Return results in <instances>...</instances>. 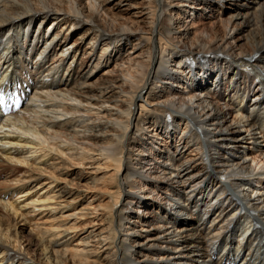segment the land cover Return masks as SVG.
Listing matches in <instances>:
<instances>
[{
  "label": "bare ground",
  "instance_id": "1",
  "mask_svg": "<svg viewBox=\"0 0 264 264\" xmlns=\"http://www.w3.org/2000/svg\"><path fill=\"white\" fill-rule=\"evenodd\" d=\"M7 68L0 264H264V0H0Z\"/></svg>",
  "mask_w": 264,
  "mask_h": 264
},
{
  "label": "rangeland",
  "instance_id": "2",
  "mask_svg": "<svg viewBox=\"0 0 264 264\" xmlns=\"http://www.w3.org/2000/svg\"><path fill=\"white\" fill-rule=\"evenodd\" d=\"M133 9H132V11H135L134 13H132V14H134L133 16H135L136 18H138V16H141V17H143V15L142 14H140V13H137V12H139L138 10H140V7H137V6H133L132 7ZM141 11V10H140ZM140 25H143V23L141 22V23H139ZM77 35V34H76ZM130 47L131 46H129V49H130ZM214 152V151H213ZM213 154H215V153H213ZM213 154H212V156H213ZM3 163H4V165H6L5 164V161H3ZM0 169H2L1 167H0ZM65 169H67V168H65ZM64 169V170H65ZM88 170H90V169H87V171L85 170V172H88ZM92 170V169H91ZM72 171V170H71ZM73 171H75V174H76V172H84V171H82V170H78L77 168H74L73 169ZM21 172H22V170L20 171H18L17 172V174H18V176L21 174ZM87 176H89V174L87 175ZM87 176H84V174H82V175H80V176H74V182L75 183H78L77 184V186L75 185L74 186V191H77V192H80V193H83L85 196H90V195H92L93 197H91V198H89V202H91V205H90V207L92 208L93 206L94 207H98V204H102V203H104L107 199L106 198H104V196H102V194H104V192H106V189L105 188H103V186H101L100 184L99 185H96V184H98V179L99 178H96L95 179V182H93V181H91L90 179H88V177ZM77 178H79V179H77ZM13 176H11V175H9V174H6V173H0V187H4V186H6V185H8V184H10V183H14L13 182ZM79 180V181H78ZM10 181V182H9ZM97 181V182H96ZM76 187V188H75ZM0 189H2V188H0ZM104 189V190H103ZM76 195V194H75ZM81 199V197H79V199L78 200H80ZM86 205V203H84V201H83V205L81 206V207H84ZM89 207V208H90ZM99 212L101 211V210H98ZM86 215H84L85 216V218L88 220V219H91V217H92V215H93V213H91V209H89V210H86ZM90 212V214H88ZM95 215V214H94ZM86 216H88V217H86ZM91 216V217H90ZM85 218H82L83 220H85ZM82 219H77V221H83ZM79 224V223H78ZM86 224H88V223H86V221L85 222H83L82 224H80L79 226H84V225H86ZM90 226V225H89ZM97 226H95L94 227V229L96 228ZM146 228V227H145ZM86 229H87V231H85L81 236H83L84 234H87L88 233V225H86ZM79 231L80 230H78V231H76L77 232V236H78V234H79ZM18 232H20V236H22V239H21V241L23 242L22 243V247L21 248H27L28 250H29V254L27 255V258H30V259H32L31 260V262H32V264H38L37 262H40V260H41V256H40V251H39V247H38V245H37V242H36V239H33L32 241H30V238L32 237V233L30 232V230H29V226H23V228H18ZM31 242V243H30ZM21 251H22V249H21ZM131 260H132V258H131ZM43 262V261H42Z\"/></svg>",
  "mask_w": 264,
  "mask_h": 264
},
{
  "label": "snow or ice",
  "instance_id": "3",
  "mask_svg": "<svg viewBox=\"0 0 264 264\" xmlns=\"http://www.w3.org/2000/svg\"><path fill=\"white\" fill-rule=\"evenodd\" d=\"M2 103H3V97L0 96V104H2Z\"/></svg>",
  "mask_w": 264,
  "mask_h": 264
}]
</instances>
